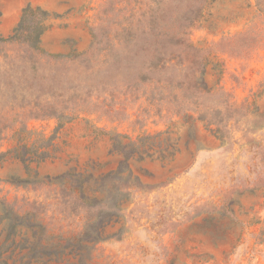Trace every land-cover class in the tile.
<instances>
[{"label":"rangeland","instance_id":"obj_1","mask_svg":"<svg viewBox=\"0 0 264 264\" xmlns=\"http://www.w3.org/2000/svg\"><path fill=\"white\" fill-rule=\"evenodd\" d=\"M190 3L0 0V37L41 6L51 14L41 46L65 56L39 63L62 125L27 122L30 145L55 136L52 157L27 165L14 130L0 138L9 264H27L35 239L20 225L13 233L9 211L40 220L45 243H71L45 264H79L75 241L95 220L111 237L88 264H264V8L204 0L193 21ZM114 135L136 143L126 167Z\"/></svg>","mask_w":264,"mask_h":264},{"label":"trees","instance_id":"obj_2","mask_svg":"<svg viewBox=\"0 0 264 264\" xmlns=\"http://www.w3.org/2000/svg\"><path fill=\"white\" fill-rule=\"evenodd\" d=\"M195 1L191 0L189 9L191 14L196 12L193 21H196L200 16L203 9L201 3L204 0H199V4L194 7ZM257 1L260 8H264V0ZM50 16V12L41 6L28 4L23 9L21 19L13 28L12 33L7 37H0V45L8 46L9 48H6L8 51L12 46L20 48V52L16 53L5 51V48L0 50V138L6 131L13 129L15 138L19 143L15 148L16 156L27 165L32 162L39 164L51 158L50 148L55 139V136L45 137L39 133L40 137L30 145V138L37 132L29 129L27 122L30 119L54 116L58 117L60 125H62L61 117L64 114L63 112L58 113V109L53 107L50 102L51 91L45 87L44 79L41 77V65L39 64L41 62L48 63L49 59L65 57L62 54L50 53L41 46L42 35L50 27L48 24ZM184 19L190 20L192 17L184 15ZM112 139L114 148L124 153L125 158L122 161V167H126L128 159L133 156L136 143L131 142L124 145L120 135H114ZM127 147L131 149L127 150ZM166 152L167 154H164L163 157L174 156V152ZM82 198L90 205L99 201L96 197L89 198L85 195ZM114 206L119 207L116 203ZM5 217L10 219V227L13 233L16 232L18 225L31 229L34 233L35 239L31 241L27 239L28 243L25 246L29 248V252L22 256V258H29L27 264H33L35 261H41L45 264L57 260V255H61L66 248L72 246L70 242L61 248L59 247L61 246L60 243H45L46 226L34 215L30 216L28 213L25 216H20L9 211ZM103 222V220L89 222L88 228L90 229L86 228L75 241L74 250L78 251L76 255L79 256V264H88L87 260L92 257L94 246L111 237L102 228ZM6 251V249L0 250L1 264H9V257L3 256ZM42 257H49V259L41 260Z\"/></svg>","mask_w":264,"mask_h":264}]
</instances>
